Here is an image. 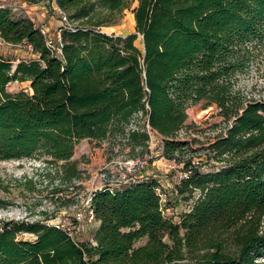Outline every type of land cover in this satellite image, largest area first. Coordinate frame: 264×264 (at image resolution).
<instances>
[{"label":"trees","instance_id":"16d2710c","mask_svg":"<svg viewBox=\"0 0 264 264\" xmlns=\"http://www.w3.org/2000/svg\"><path fill=\"white\" fill-rule=\"evenodd\" d=\"M55 3L68 20H81L60 26L58 49L0 2V38L35 55L15 64L0 55V160L42 157L44 169L57 165L52 192L65 194L63 183L82 177L72 158L81 139L108 140L128 147V159L151 161L153 131L162 157L186 172L175 192L193 202L174 221L156 179L105 184L89 196L97 222L89 239L76 241L57 224L2 220L0 264H264V97L239 85L264 58V0ZM132 3L133 32L108 34L99 28L107 19H93ZM14 81L29 89L8 91ZM200 102L215 105L223 125L194 147L179 133L194 128L187 108Z\"/></svg>","mask_w":264,"mask_h":264},{"label":"rangeland","instance_id":"374dc122","mask_svg":"<svg viewBox=\"0 0 264 264\" xmlns=\"http://www.w3.org/2000/svg\"><path fill=\"white\" fill-rule=\"evenodd\" d=\"M10 3L15 17H29L35 24L48 23L52 20V26L46 35L54 46L57 45L59 36L56 31L65 22L57 10L55 0H1ZM130 8L122 13L112 15L105 11H98L93 19H107L108 23L99 28L102 32L111 34H127L133 32L134 18ZM42 19V20H41ZM70 25L81 24V20H68ZM49 24V23H48ZM135 44L142 48V37L137 35ZM0 55L11 59L15 64L19 59L35 57L30 47L25 44L13 45L0 38ZM239 85L254 97H264V58L253 64L249 73L239 78ZM8 91L14 92L20 89L28 90V82L14 81L8 84ZM222 118L217 113L215 105L203 107L202 102L193 104L187 108V124H194V128L188 132L182 129L181 137L189 140L195 139L194 147L206 144L219 131ZM128 147L111 144L108 140L81 139L74 148L73 159L77 161L82 170L80 180H68V190L65 194L53 193L52 189L60 183L55 177L53 165L50 170L44 169L46 164L42 157L32 156L21 159L0 160V222L2 220H23L27 222L41 221L57 224L70 231L76 241L87 240L91 237L95 228L94 218L88 212L87 200L91 192L105 184L112 187L123 185L133 179L147 176L156 179L160 183L162 194L165 196V214L174 221L189 209L193 198L179 197L174 190L178 181L180 168H168L166 160L162 157V143L158 134L150 132L149 155L151 161L142 168H133L126 163L128 159ZM205 156H200V159ZM198 160L199 158H195ZM209 166L202 164L200 169L206 170ZM58 197V198H57ZM78 221V225L75 224ZM22 238H32L31 234H20ZM178 264H189L182 261Z\"/></svg>","mask_w":264,"mask_h":264},{"label":"built area","instance_id":"2783aa9c","mask_svg":"<svg viewBox=\"0 0 264 264\" xmlns=\"http://www.w3.org/2000/svg\"><path fill=\"white\" fill-rule=\"evenodd\" d=\"M57 10H58V12H59V14L61 16V19L65 22V25H67L69 27H72V25H70L69 22H68V18H67V15L65 14V12L62 11L58 6H57ZM42 32H44V30H42ZM47 44H48V46H50V47H52L54 49H58V46L57 45L54 46L49 38L47 40ZM126 163L129 164V165H131L133 168H142L147 163V160L146 159H128V160H126ZM166 166L171 169V168H174L176 165L172 161H167L166 162ZM185 175H186V172H183V171H180L179 172V177L180 178L181 177H184ZM157 190L159 192H161V196H162V198H164L165 196L162 194V191L160 190V188H157ZM88 201H89V198L87 200V204H88ZM88 212L90 213L91 217H93L92 211L91 210H88ZM77 223H78V221H77ZM78 224H76V225H78ZM69 234L71 235L72 233L69 231Z\"/></svg>","mask_w":264,"mask_h":264},{"label":"crops","instance_id":"0c3cea01","mask_svg":"<svg viewBox=\"0 0 264 264\" xmlns=\"http://www.w3.org/2000/svg\"><path fill=\"white\" fill-rule=\"evenodd\" d=\"M1 1V0H0ZM2 3V2H1ZM3 5H4V3H2ZM6 5L8 6V7H10L11 8V6H10V3H6ZM32 18V17H31ZM33 19V18H32ZM42 20V19H41ZM49 23V24H48ZM48 23H42V24H37V26H39L40 28H41V30H44V32L47 30V32H48V30H49V28L52 26V23H53V21L52 20H48ZM60 28V27H59ZM59 28H58V30L56 31V37H58L59 36ZM46 33V32H45ZM94 224H95V226L97 225V222H95L94 221ZM143 241H145V239L144 240H142L141 242H143Z\"/></svg>","mask_w":264,"mask_h":264}]
</instances>
